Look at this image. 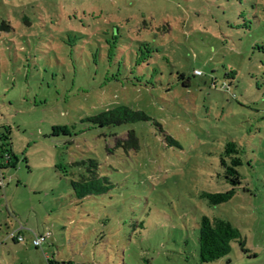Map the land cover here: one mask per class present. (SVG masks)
<instances>
[{
	"label": "rangeland",
	"instance_id": "rangeland-1",
	"mask_svg": "<svg viewBox=\"0 0 264 264\" xmlns=\"http://www.w3.org/2000/svg\"><path fill=\"white\" fill-rule=\"evenodd\" d=\"M262 40L264 0H0V264H264ZM121 105L145 118L93 120ZM228 141L241 184L211 205ZM88 159L109 188L78 198ZM202 215L244 251L201 263Z\"/></svg>",
	"mask_w": 264,
	"mask_h": 264
},
{
	"label": "trees",
	"instance_id": "trees-1",
	"mask_svg": "<svg viewBox=\"0 0 264 264\" xmlns=\"http://www.w3.org/2000/svg\"><path fill=\"white\" fill-rule=\"evenodd\" d=\"M239 2L242 3V0H239ZM257 5L256 3L255 7H257ZM245 12L246 11L243 10L239 12L238 16L242 17L244 20L243 23L238 24V26H243L248 30L251 28V22L245 19ZM260 43L264 44V40ZM146 46L147 44L143 43L138 47L137 53L141 56L140 62H143L145 59L146 55L143 53H145L144 48ZM260 48L264 49V46ZM143 118H145V115L142 112L134 111L127 106L121 105L94 116L93 120L102 126L107 124L117 125ZM0 138L6 139L7 137L1 136ZM2 139H0L1 145ZM168 139L174 142L171 138ZM126 142H130L134 148L137 147V139L134 131L130 130L128 132V140ZM10 155V146L6 147V149H0V159H2L0 161V168L11 165ZM87 161L88 164L84 167V171L79 173L78 179L71 180L73 194L78 198L98 195L107 191L109 188V182L106 178L99 175L97 161L95 159H88ZM221 165L223 167L222 176L230 185V188L221 192L203 193L202 196L206 198L211 205H217L228 201L235 194L237 187L241 184V174L238 171V166L242 165V159L240 157V148L236 142H226L223 156L221 157ZM242 189L246 190L245 187ZM12 238L16 239L13 236ZM233 241H237L241 250L244 251V241L241 239L239 230L228 220L221 217L201 216L198 233V257L201 263L213 262L227 255L230 251V244Z\"/></svg>",
	"mask_w": 264,
	"mask_h": 264
},
{
	"label": "built area",
	"instance_id": "built-area-1",
	"mask_svg": "<svg viewBox=\"0 0 264 264\" xmlns=\"http://www.w3.org/2000/svg\"><path fill=\"white\" fill-rule=\"evenodd\" d=\"M196 72H197L198 74H200V71L196 70ZM1 184H2V179L0 178V185H1ZM16 232H18V231H16ZM11 236L15 237L17 240L22 239L21 236H19V235L16 236L15 233H12ZM44 238H45V237H44L43 235L35 236V237L33 238L32 242H33V244H34L35 246H39V245H41V244L43 243Z\"/></svg>",
	"mask_w": 264,
	"mask_h": 264
}]
</instances>
